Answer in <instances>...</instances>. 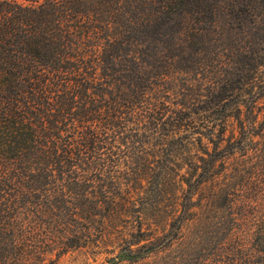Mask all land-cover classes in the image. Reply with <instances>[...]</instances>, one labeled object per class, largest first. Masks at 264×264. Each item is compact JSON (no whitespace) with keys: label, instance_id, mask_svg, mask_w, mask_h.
Listing matches in <instances>:
<instances>
[{"label":"trees","instance_id":"obj_1","mask_svg":"<svg viewBox=\"0 0 264 264\" xmlns=\"http://www.w3.org/2000/svg\"><path fill=\"white\" fill-rule=\"evenodd\" d=\"M89 249L264 264V0H0V264Z\"/></svg>","mask_w":264,"mask_h":264},{"label":"rangeland","instance_id":"obj_2","mask_svg":"<svg viewBox=\"0 0 264 264\" xmlns=\"http://www.w3.org/2000/svg\"><path fill=\"white\" fill-rule=\"evenodd\" d=\"M111 257V254L95 249L75 250L62 255L54 264H111Z\"/></svg>","mask_w":264,"mask_h":264}]
</instances>
